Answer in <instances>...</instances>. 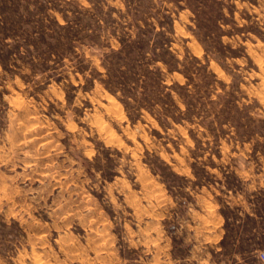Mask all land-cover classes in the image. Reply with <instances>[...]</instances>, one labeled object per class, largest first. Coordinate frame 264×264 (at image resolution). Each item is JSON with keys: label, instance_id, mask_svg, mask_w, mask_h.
Wrapping results in <instances>:
<instances>
[{"label": "rangeland", "instance_id": "374dc122", "mask_svg": "<svg viewBox=\"0 0 264 264\" xmlns=\"http://www.w3.org/2000/svg\"><path fill=\"white\" fill-rule=\"evenodd\" d=\"M262 252L264 0H0V264Z\"/></svg>", "mask_w": 264, "mask_h": 264}, {"label": "trees", "instance_id": "16d2710c", "mask_svg": "<svg viewBox=\"0 0 264 264\" xmlns=\"http://www.w3.org/2000/svg\"><path fill=\"white\" fill-rule=\"evenodd\" d=\"M148 30H146V32H141L142 34H146L147 38L149 39V33ZM141 34V35H142ZM139 34V38H141V42L137 41L136 43H128V44H124L123 47L120 49V51L118 52L119 55H121L124 51L129 52V53H135L136 51H140L139 49H142L144 46H141L143 43L144 45H146L147 39H142V36ZM160 45L162 46V52L160 54H153L152 57V61L153 63H155L156 61H162L164 64H167L169 66V70H175L176 66H173L171 64V59L173 58V54L171 52V50L169 49V43L165 40H163V42H160ZM144 49V48H143ZM171 57V58H170ZM115 74L110 71V76L111 79L109 78V80L107 81V87L114 93L116 94L118 89H119V83H126L129 84L130 81L133 79L131 75H128L126 72H123L122 76ZM113 76H117L116 79H112ZM123 92V102L126 104L127 108H128V102L126 100L127 97H134V92L130 89V88H123L122 90ZM150 106V105H154L152 102H139V104H136L134 107H136L137 109H140L142 106ZM167 119V118H166ZM167 121V120H166Z\"/></svg>", "mask_w": 264, "mask_h": 264}, {"label": "built area", "instance_id": "2783aa9c", "mask_svg": "<svg viewBox=\"0 0 264 264\" xmlns=\"http://www.w3.org/2000/svg\"><path fill=\"white\" fill-rule=\"evenodd\" d=\"M261 260L264 262V252H262V254H261Z\"/></svg>", "mask_w": 264, "mask_h": 264}, {"label": "bare ground", "instance_id": "6f19581e", "mask_svg": "<svg viewBox=\"0 0 264 264\" xmlns=\"http://www.w3.org/2000/svg\"><path fill=\"white\" fill-rule=\"evenodd\" d=\"M37 261V260H36Z\"/></svg>", "mask_w": 264, "mask_h": 264}]
</instances>
